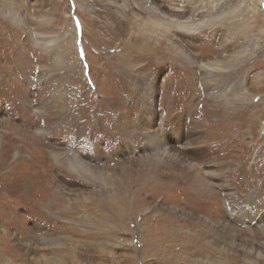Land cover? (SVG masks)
I'll use <instances>...</instances> for the list:
<instances>
[{"label":"rangeland","instance_id":"374dc122","mask_svg":"<svg viewBox=\"0 0 264 264\" xmlns=\"http://www.w3.org/2000/svg\"><path fill=\"white\" fill-rule=\"evenodd\" d=\"M152 7L228 15L127 66ZM0 264H264V0H0Z\"/></svg>","mask_w":264,"mask_h":264},{"label":"bare ground","instance_id":"6f19581e","mask_svg":"<svg viewBox=\"0 0 264 264\" xmlns=\"http://www.w3.org/2000/svg\"><path fill=\"white\" fill-rule=\"evenodd\" d=\"M174 1H179V0H174ZM144 11H146V10H144ZM193 12H194V15H195V19H189L188 18L186 20H181L179 17H182L183 15H181V14L185 13V12H181V14H179V17H178L179 19L177 21H175L174 19L169 20L166 17H165L166 18V20H165L164 19V13L161 10H159L157 7H152L150 10L149 9L147 10L148 16L150 15L149 19L146 20V19H142L141 17L140 18H136L135 17L133 22L138 23V20H139V23L137 25L140 26L139 31H140L141 35L139 37H136V36L135 37H131L129 39V41L124 40L122 38L123 36H128L127 30H125L126 28L125 29L123 27L119 28V26H118L117 32H115V38L118 37L119 38L118 40L121 41V44L124 45L122 47V48H124L122 50L124 52H123L122 55L119 56V59L122 60V62L125 63V65L130 66L129 64L130 63L132 64V62H133L131 58L135 57V56L133 57L132 52H133L134 49L136 51H139L140 50V47H139L140 44H142V43L146 44V46L144 47L142 52L145 51L146 53H148L151 49H153V48H149L150 47L149 43L151 41H153V43H156V44H161L162 42L165 43L167 40H169V37H171V36H169L170 32L172 30H174V29L178 30L180 32L183 31V32L193 33V32H196L197 30H199L200 28H202L204 25L210 24V23L214 24L215 22L217 23L218 20H220L221 18H224L225 15H228V13L223 12L221 14H217L216 16L213 15V17H211L209 19H205L203 16H198V14L200 12H198V11H193ZM196 15L199 18H196L197 17ZM192 17H194V16H192ZM132 26H133V24H132ZM51 39L52 38H50V40ZM155 40H157V41L155 42ZM173 41H174V39H173ZM173 45H175V44H173ZM180 53L182 54V56H185L186 58L190 59V57H188L185 54H183V52H180ZM129 56H131V58H129ZM199 66H200L201 69H203L206 72V74H207L206 78H208V79H213L214 78L213 76H215V75L217 76L218 72L224 71V70H221L222 62L220 60L208 61L206 63L200 64ZM152 81H153L152 78L151 79L143 78V79H141V83H142L141 86H143L145 88H148V91L153 93L154 91L153 90L151 91V89H150V87H152L151 85L153 84ZM216 86H219V85H216ZM222 87H221V89H222ZM226 89L227 88L224 87L222 89V91H226ZM230 89L231 88H229L227 92H229ZM217 90H218V88H217ZM145 94L148 95V97L150 95V93H148V92H145ZM223 94H224V92H223ZM223 94L222 95L218 94V97H223ZM227 94L228 93H226V95ZM141 97H143V96H141ZM148 101L152 103L153 99H150V100L148 99ZM153 115H154L153 112L152 113L149 112V116H151V118L150 117L149 118L151 119V121L153 120ZM164 128L165 127L162 126L161 130L163 131ZM180 133H181V131H180ZM176 136H177V134H176ZM160 137H162L161 140L165 144L163 145L162 143H158V141L155 142L154 147H156V151L157 152L154 155H157L160 158L164 157V158H166L168 160H172L173 162H175L174 164L177 163L176 165L181 168V172H187V173L195 172V176H194L195 180L193 181V186H195V188L198 191H201V192H205L206 193L207 191H209L208 190V186H207L208 183L205 184V182L203 180V177H202V175L200 173V172H203V171H202V169L199 168L198 161L196 162V160L193 158V156H191V154L189 153V152H191L190 150L192 149V147H191L192 146V142L189 141V142H185L184 143V141L183 142L182 141L179 142L180 140H178V141L176 140L177 141V144H176L177 146H175V145H169L168 144L169 141L165 137H163V136H160ZM159 141H160V139H159ZM149 155H151V154H148V156ZM158 164H160V161H159ZM82 167H84V165H82ZM86 168H88V167H86ZM208 175H210V174H208ZM181 182H184V180H182Z\"/></svg>","mask_w":264,"mask_h":264}]
</instances>
